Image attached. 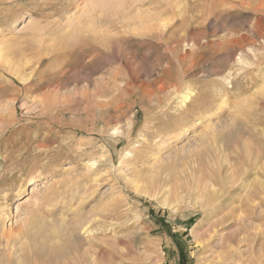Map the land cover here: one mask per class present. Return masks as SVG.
I'll list each match as a JSON object with an SVG mask.
<instances>
[{
	"label": "rangeland",
	"instance_id": "obj_1",
	"mask_svg": "<svg viewBox=\"0 0 264 264\" xmlns=\"http://www.w3.org/2000/svg\"><path fill=\"white\" fill-rule=\"evenodd\" d=\"M27 259L264 264V0H0V264Z\"/></svg>",
	"mask_w": 264,
	"mask_h": 264
},
{
	"label": "bare ground",
	"instance_id": "obj_2",
	"mask_svg": "<svg viewBox=\"0 0 264 264\" xmlns=\"http://www.w3.org/2000/svg\"><path fill=\"white\" fill-rule=\"evenodd\" d=\"M94 4H95V2H94ZM108 6H109V5H108ZM128 7H129V6H128ZM124 10H125V9H124ZM122 11H123V10H122ZM125 11H127V14H128V12H129L130 10L128 11V10L126 9ZM124 13H125V12H124ZM121 15H122V14H121ZM128 15H129V14H128ZM252 32H253V31H252ZM262 187H263V186H262ZM46 190H47V189H46ZM53 194H54V193H53ZM53 194H52V195H53ZM54 195H55V194H54ZM47 197H48V196H47ZM211 197H212V196H211ZM212 199H213V197H212ZM208 200H209V199H208ZM214 202H216V201H214ZM212 203H213V201H212ZM210 204H211V203H210ZM210 204H209V206H210ZM207 205H208V204H207ZM206 207H207V206H206ZM203 208H204V207H203ZM89 232H90V230H89ZM43 233H44V232H43ZM18 241H19V240H18ZM48 241H49V240H48ZM35 242H36V241H35ZM75 242H76V241H75ZM9 244H10V243H9ZM14 245H15V244H14ZM7 246H8V245H7ZM41 246H42V245H41ZM7 248H8V247H7ZM72 248H73V247H72ZM63 250H64V249H63ZM66 250L70 251V250H72V249H71L70 247H68V248L66 247ZM58 251H59V250H58ZM60 251H61V250H60ZM34 252H35V255L38 256V257H41V256L43 257V256H45V255H41L42 252H41L39 249H35ZM62 252H63V251H62ZM64 253H65V252H64ZM72 253H73V252H72ZM47 254H48V253H47ZM54 254H56V253H54ZM35 255H34V256H35ZM50 255H51V254H50ZM8 258H9V256H8ZM22 258H23V257H22ZM24 259H25V256H24ZM27 260H28V259H27ZM34 260H35V259H34ZM37 260H38V259H37ZM32 261H33V260H32ZM18 262H19V263H18ZM18 262H17L18 264H29L31 261H29V260H28V261H25V260L23 261V260H22V261H18ZM33 262H34V261H33ZM35 262H37V261H35ZM35 262H34V263H35ZM34 263H33V264H34ZM47 263H48V262H47ZM42 264H43V263H42Z\"/></svg>",
	"mask_w": 264,
	"mask_h": 264
}]
</instances>
